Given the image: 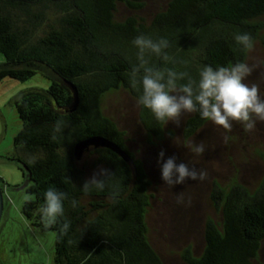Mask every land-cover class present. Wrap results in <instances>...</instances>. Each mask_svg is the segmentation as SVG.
Returning <instances> with one entry per match:
<instances>
[{"label": "trees", "instance_id": "obj_1", "mask_svg": "<svg viewBox=\"0 0 264 264\" xmlns=\"http://www.w3.org/2000/svg\"><path fill=\"white\" fill-rule=\"evenodd\" d=\"M120 4L139 9L144 3L0 0V80H25L38 73L50 80L47 89L31 87L15 97L22 128L14 137L12 159L27 166L31 180L27 191L32 196L24 201L22 213L39 230L55 231L56 264H165L148 237L147 171L102 107L105 95L119 88L136 99L139 95L129 84L137 63L133 39L139 34L167 38L170 60L152 56L150 63L198 78L204 64L244 61L247 52L236 45L233 34L248 32L255 39L263 25L255 19L264 14V0H169L149 23L136 15L119 18ZM68 82L79 96L72 111ZM139 121L149 139L162 138L165 125L140 105ZM205 121L194 112L186 121L185 135ZM93 134L116 141L133 162L106 147H92L76 160L74 144ZM98 166L113 171L111 183L103 191L85 193L81 187ZM50 186L65 192L67 199L64 217L46 229L37 209ZM212 198L220 221H207L204 250L189 263L257 264L264 241V177L254 189L241 183L217 187ZM65 220L70 221L66 232L61 230Z\"/></svg>", "mask_w": 264, "mask_h": 264}, {"label": "rangeland", "instance_id": "obj_2", "mask_svg": "<svg viewBox=\"0 0 264 264\" xmlns=\"http://www.w3.org/2000/svg\"><path fill=\"white\" fill-rule=\"evenodd\" d=\"M143 6L131 9L120 4L119 18L136 15L149 23L157 11L169 0H142ZM262 28L255 47L246 53L245 62L253 67L247 83H256L264 94V14L255 19ZM2 55L0 54V61ZM50 80L38 73L21 80L5 76L0 80V183L4 184V205L0 218V264H56L54 261L55 231H41L22 213V205L32 195L27 191L31 180L24 175L22 163L15 157L14 137L22 128L15 105L18 93L31 87L47 89ZM103 112L123 131L124 143L142 161L150 180V205L146 213L148 237L162 256L165 264H190V257L200 256L205 246V226L209 219L220 221L219 207L213 200L217 187L228 189L234 183L251 189L264 177V121H257L251 131L232 122L230 129L205 121L191 135L184 128L193 114L181 117V123L165 125L160 139H149L139 121V105L126 89L119 88L105 95ZM203 142L205 152L195 155L190 145ZM166 158L177 157V162L190 168L205 169L203 181L187 180L174 187L164 184L157 163L159 152ZM183 195L184 202L178 203ZM264 264V241L257 258Z\"/></svg>", "mask_w": 264, "mask_h": 264}, {"label": "clouds", "instance_id": "obj_3", "mask_svg": "<svg viewBox=\"0 0 264 264\" xmlns=\"http://www.w3.org/2000/svg\"><path fill=\"white\" fill-rule=\"evenodd\" d=\"M233 39L237 46L245 52L255 47V40L248 32H236ZM137 49V63L129 73V84L139 95L137 104L150 111L155 121L168 125L181 123L185 114L198 113L201 120L211 122L224 129H230L232 122L242 124L245 131H251L257 121H264V94L256 83H247L253 67L245 61H237L228 65L204 64L198 69V78L187 71L174 68L158 67L150 63L152 56L168 62L170 57L167 49L170 42L167 38L153 39L149 35L139 34L133 41ZM195 155L205 152V144L200 142L189 146ZM157 163L160 167L161 179L164 184L176 186L187 180L203 181L207 178L205 169L190 168L188 163L177 162V157L159 152ZM114 173L110 169L98 166L87 178L82 191H103L111 183ZM113 195H118L114 192ZM67 194L55 187H49L43 193V203L37 213L44 228L56 225L65 214ZM178 203H183L181 194ZM76 207L77 201H71ZM70 221L65 220L62 231H67Z\"/></svg>", "mask_w": 264, "mask_h": 264}, {"label": "water", "instance_id": "obj_4", "mask_svg": "<svg viewBox=\"0 0 264 264\" xmlns=\"http://www.w3.org/2000/svg\"><path fill=\"white\" fill-rule=\"evenodd\" d=\"M68 85L70 86L73 96H74V103L73 107L70 109L71 111L76 109L78 102H79V96L77 88L74 84L71 82H68ZM92 147H106L111 149L112 151L119 154L125 161L127 162H133L132 155L124 149L120 144H118L116 141L100 134H93L88 137H85L83 139L78 140L74 144V156L75 159L80 161L86 151H88ZM24 171L26 172L28 170L27 166L23 164ZM3 205H4V189L0 183V218L3 213Z\"/></svg>", "mask_w": 264, "mask_h": 264}, {"label": "flooded vegetation", "instance_id": "obj_5", "mask_svg": "<svg viewBox=\"0 0 264 264\" xmlns=\"http://www.w3.org/2000/svg\"><path fill=\"white\" fill-rule=\"evenodd\" d=\"M21 163H22V162H21ZM21 168H23V163H22ZM22 170H23V172H24V175H25V176L27 177V179H28L27 172L24 171V168H23ZM4 184H5V182L1 183L3 189H4Z\"/></svg>", "mask_w": 264, "mask_h": 264}]
</instances>
